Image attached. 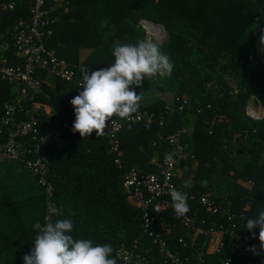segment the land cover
I'll use <instances>...</instances> for the list:
<instances>
[{"label":"trees","instance_id":"trees-1","mask_svg":"<svg viewBox=\"0 0 264 264\" xmlns=\"http://www.w3.org/2000/svg\"><path fill=\"white\" fill-rule=\"evenodd\" d=\"M66 2L67 12L60 8L54 15L46 48L75 71L77 82L48 80L36 98L54 115L41 118V132L56 127L63 141L47 148L55 220L70 219L74 239H89L94 246L110 244L115 257L119 247H128L138 238H142L143 248L153 247L142 234L140 210L124 195L123 176L133 166L153 172L150 161L170 149L164 142L155 146L157 136L166 138L187 128L183 142L188 159L180 162L175 181L188 194V214L197 213V221L218 219L199 203L201 196L209 194L218 205L228 207L237 232L258 250L259 229L249 232L245 223L246 218L264 211V118L252 122L245 111L251 97L264 108V53L259 56L258 51L264 33V0H63ZM19 8L0 15V32L18 18L28 17ZM141 20L164 28L166 40L158 45L173 70L166 78L144 79L140 87L130 89L137 95L145 88L171 94L168 105L173 109L169 112L161 97L149 104L141 102L139 111H147L151 119L123 125L117 136L122 152L117 165L103 135L94 131L83 139L79 133L73 134L75 115L70 101L83 91L78 85L82 68H88L89 74L106 69L114 63L112 52L117 44H135L146 38ZM83 51L88 55L81 60ZM226 77L235 85L236 94ZM11 92L12 87L0 81V106L14 98ZM175 97L187 100L184 110L173 105ZM190 175H194V186L185 188ZM203 180L206 187L201 186ZM45 205L44 192L27 169L18 163L0 164V264H24L23 257L34 247V225H43ZM167 219L175 225L168 234L164 231L167 243L182 258L201 249L204 237L191 246L192 232L172 215ZM221 223L228 228L231 222ZM181 238L186 249L178 242ZM204 259L206 264H220L225 259L241 264L232 247ZM250 259L264 264V255L251 252ZM153 263L161 264L158 259ZM117 264L122 263L117 259Z\"/></svg>","mask_w":264,"mask_h":264},{"label":"built area","instance_id":"built-area-1","mask_svg":"<svg viewBox=\"0 0 264 264\" xmlns=\"http://www.w3.org/2000/svg\"><path fill=\"white\" fill-rule=\"evenodd\" d=\"M65 5L67 2L63 4V0H0V15L15 12L18 7L28 14L27 18H18L0 32V81L12 87L11 93L14 96L10 102L0 106V164H21L42 188L46 198L43 225L47 222L55 223L57 217L54 186L49 178L47 148L51 145L60 146L63 141L56 127L41 132V118L44 115L50 116L52 109L39 103L36 98L48 80L77 82L75 71L46 48V42L52 36V26L56 21L54 15L60 8L67 12ZM139 26L144 30L146 38L157 44L163 43L167 37L160 25L141 20ZM153 29H157L159 33ZM252 64L255 65V62ZM225 80L236 94L233 82L227 77ZM172 103L178 111H182L187 105V100L175 97ZM166 109L172 112L173 108L168 105ZM245 115L252 122L264 118L263 105L257 98L251 97L248 100ZM112 119H116V124L112 125L111 121H108L102 135L108 141L110 152L116 156L114 163L120 165L122 152L117 136L123 125L149 121L151 116L147 111H139L128 121L115 117ZM162 124L163 119L159 122L160 126ZM188 131L187 128H182L166 138L157 136L155 146L159 148L160 143L164 142L170 149L161 157H158L157 153L150 161V165L154 166L153 172H145L133 166L124 173L122 183L124 195L128 202L140 210L142 234L152 241L153 247L143 248L142 238L134 240L128 247L122 245L116 251V258L122 264H154L155 259L161 264H206L205 255L219 253L226 247H232L238 254L241 264H254L250 259L251 252L247 251L253 245L237 232L235 216L228 207L218 205L209 194L201 196L199 203L206 213L218 219L197 221L195 212L176 217L168 186H175L177 190L183 192L177 188L175 180L180 162L188 159L183 142ZM167 153H171L173 158L165 162ZM190 178L193 187L194 175H190ZM168 215H172L180 226L192 232L191 246L197 238L201 236L205 238L201 249L182 258L183 255L179 251L168 245L164 231L168 234L171 228L175 227L167 221ZM221 220L231 222L230 227L226 228ZM178 242L184 249L188 247L184 239L181 238ZM189 257H192V260ZM220 264H231V261L225 259Z\"/></svg>","mask_w":264,"mask_h":264},{"label":"clouds","instance_id":"clouds-1","mask_svg":"<svg viewBox=\"0 0 264 264\" xmlns=\"http://www.w3.org/2000/svg\"><path fill=\"white\" fill-rule=\"evenodd\" d=\"M258 51L264 53V33L261 34ZM114 63L106 69L89 74L88 68H82V80L79 88L83 89L71 101L75 121L73 134L81 138L89 137L95 131L97 136L104 133L107 122L116 124V119L128 121L140 109L143 94L137 95L130 86L140 87L144 79L166 78L171 75L173 64L163 54L159 45L145 38L135 44H117L112 52ZM171 153L165 154V162L171 161ZM192 186V179L184 181L183 187ZM206 187L207 181H201ZM172 208L177 218L189 212L188 194L175 186L169 185ZM245 229L252 232L259 229V249L252 246L247 251L254 255H264V211L255 218H246ZM34 247L23 257L24 264H117L110 244L93 245L89 239H74L70 233L73 223L70 219L36 223ZM253 235V239H255Z\"/></svg>","mask_w":264,"mask_h":264},{"label":"crops","instance_id":"crops-1","mask_svg":"<svg viewBox=\"0 0 264 264\" xmlns=\"http://www.w3.org/2000/svg\"><path fill=\"white\" fill-rule=\"evenodd\" d=\"M87 55H88V51H83L80 53L79 57L81 60H84L87 57ZM141 94H143V98H142L141 102L144 104H149L158 97L163 98L166 101L167 105L172 101V95L171 94H167V93H163V92L157 93L151 88L143 89L141 91ZM51 115H53V111L51 112ZM263 159H264V156H263Z\"/></svg>","mask_w":264,"mask_h":264},{"label":"bare ground","instance_id":"bare-ground-1","mask_svg":"<svg viewBox=\"0 0 264 264\" xmlns=\"http://www.w3.org/2000/svg\"><path fill=\"white\" fill-rule=\"evenodd\" d=\"M150 27V26H149ZM159 29V31H161L162 32V30L160 29V28H158ZM155 31H158L157 29H155ZM159 31H158V33H159Z\"/></svg>","mask_w":264,"mask_h":264},{"label":"rangeland","instance_id":"rangeland-1","mask_svg":"<svg viewBox=\"0 0 264 264\" xmlns=\"http://www.w3.org/2000/svg\"><path fill=\"white\" fill-rule=\"evenodd\" d=\"M153 30H155V29H153ZM166 40V39H165ZM162 43V42H161ZM263 53H261V55H262ZM260 56V55H259Z\"/></svg>","mask_w":264,"mask_h":264}]
</instances>
